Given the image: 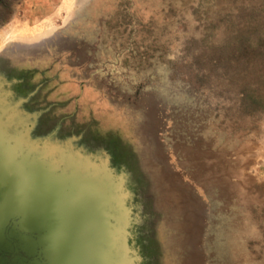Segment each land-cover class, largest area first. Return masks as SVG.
Segmentation results:
<instances>
[{
    "label": "rangeland",
    "instance_id": "rangeland-1",
    "mask_svg": "<svg viewBox=\"0 0 264 264\" xmlns=\"http://www.w3.org/2000/svg\"><path fill=\"white\" fill-rule=\"evenodd\" d=\"M252 31L264 0H23L0 29V208L65 254L117 228L93 247L110 264H264Z\"/></svg>",
    "mask_w": 264,
    "mask_h": 264
},
{
    "label": "water",
    "instance_id": "water-1",
    "mask_svg": "<svg viewBox=\"0 0 264 264\" xmlns=\"http://www.w3.org/2000/svg\"><path fill=\"white\" fill-rule=\"evenodd\" d=\"M4 86L5 82L0 84V88ZM6 112V110L0 109V129L4 126ZM1 150L2 148L0 147ZM16 178L18 176L14 173L8 174L4 180L0 176L1 185H5L2 192L6 191V189L12 190L14 186L13 180ZM39 189L40 187L33 191L34 197ZM23 194L21 199L29 200L31 197V193ZM9 207L5 208L3 206L0 208V264H105L104 254L96 253V249H93V247L100 248L98 241L96 239L93 240L97 233L95 229L87 231L88 239H85L84 243L81 244V248L84 247L86 251L82 253L81 249L74 248L76 244L71 245V243H68L69 246H67L68 254L61 252L60 248L65 244L64 240L60 241V243L58 242L57 246L53 245L52 251H50L48 250L49 242H47L48 235L46 233L53 231L52 225L50 224L45 229H35L32 226V222L25 219L24 211L21 207ZM38 220L40 219L38 218ZM90 233L91 236L89 237ZM97 238H99V235ZM79 245L77 244V246ZM89 249L90 251H88ZM74 254H77L75 259H69ZM83 255L86 257L81 258Z\"/></svg>",
    "mask_w": 264,
    "mask_h": 264
},
{
    "label": "trees",
    "instance_id": "trees-1",
    "mask_svg": "<svg viewBox=\"0 0 264 264\" xmlns=\"http://www.w3.org/2000/svg\"><path fill=\"white\" fill-rule=\"evenodd\" d=\"M22 1L0 0V29L12 20ZM245 44V76H250L252 79L249 87H258L264 90V34L252 31L246 38ZM257 59L261 60V67L255 69ZM251 75H255L254 79ZM6 85L7 83H5ZM261 111L264 112V108Z\"/></svg>",
    "mask_w": 264,
    "mask_h": 264
},
{
    "label": "bare ground",
    "instance_id": "bare-ground-1",
    "mask_svg": "<svg viewBox=\"0 0 264 264\" xmlns=\"http://www.w3.org/2000/svg\"><path fill=\"white\" fill-rule=\"evenodd\" d=\"M3 48V47H2ZM2 48L0 49V50H2ZM151 111V110H150ZM142 131V130H141ZM145 132V131H144ZM142 134H144V133H142ZM144 135H146V134H144ZM143 135V136H144ZM146 137H144V139H145ZM150 139V138H149ZM144 142H145V140H144ZM151 145V144H150ZM149 145V146H150ZM189 147V146H188ZM190 148V147H189ZM149 151H151V150H149ZM161 151V150H160ZM155 152V151H154ZM157 152V151H156ZM152 155V154H151ZM152 157V156H151ZM182 157V156H181ZM152 159H154V158H152ZM163 160V159H162ZM144 162H146V161H144ZM186 162V161H185ZM190 162V161H189ZM157 166V168L159 167L158 165H156ZM151 167H152V164H151ZM166 167V166H165ZM164 168V167H163ZM168 168V167H167ZM166 168V169H167ZM36 170H38V171H40L38 168L36 169ZM149 170V169H148ZM198 173H199V171H197ZM145 173H147V172H145ZM150 173V172H149ZM73 174H75V175H77V176H80V175H82L83 173L82 172H79V171H75ZM161 175V174H160ZM164 175V174H163ZM199 175V174H198ZM83 177L85 176L84 174L82 175ZM81 177V176H80ZM146 176H144V178H145ZM152 178H153V176H152ZM164 178V177H163ZM172 178V177H171ZM94 179H98V178H94ZM162 179V178H161ZM146 180V179H145ZM103 180L102 179H98L97 181H96V187H94L95 188V190H97V191H95L98 195H99V191H100V193L101 194H103V192L106 190V187L104 186V182H102ZM164 181H165V179H164ZM161 182H163V181H161ZM170 184V183H169ZM156 186V185H155ZM165 187V186H164ZM167 188V187H166ZM155 189V188H154ZM158 190V189H157ZM166 190V189H165ZM164 190V191H165ZM161 191V190H160ZM182 191V190H181ZM171 194V193H170ZM175 194H176V192H175ZM103 195H105V194H103ZM188 195V194H187ZM173 195H171V197H172ZM104 197V196H103ZM178 197V196H177ZM180 197V196H179ZM142 198H143V196H142ZM154 198V197H153ZM173 198V197H172ZM145 199V198H144ZM161 199H163V198H161ZM160 199V200H161ZM182 199V198H181ZM159 200V201H160ZM164 200V199H163ZM172 200H174V199H172ZM109 201V200H108ZM110 202V201H109ZM151 202V201H150ZM169 202V201H168ZM179 202V201H178ZM191 202V201H190ZM155 203V202H154ZM160 203V202H159ZM173 203H175V202H173ZM164 204V203H163ZM162 205V204H161ZM169 205V204H168ZM107 207V206H106ZM156 207V206H155ZM161 207V206H160ZM178 209V208H177ZM156 211V210H155ZM175 211H177V210H175ZM174 211V212H175ZM158 212V211H157ZM169 213V212H168ZM178 213V212H177ZM113 214V213H112ZM111 214V215H112ZM156 214V213H155ZM165 214V213H164ZM180 214V213H179ZM178 214V215H179ZM157 216V215H156ZM155 216V217H156ZM159 217V216H158ZM182 217V216H181ZM157 218V217H156ZM158 219V218H157ZM161 219V218H160ZM189 220V219H188ZM187 220V221H188ZM185 222V221H184ZM189 222V221H188ZM192 223V222H191ZM178 224H179V222H178ZM183 224V223H182ZM185 224V223H184ZM187 225V224H186ZM189 225V224H188ZM182 226V225H181ZM177 227V226H176ZM186 227V226H185ZM191 227V226H190ZM106 228V230H105V232L108 230V235L106 236V237H100V238H97V236L99 235V232H97L96 233V236H94L93 237V240L94 239H96L97 241H98V246L100 247V248H103V249H108L109 247H110V245H111V242H112V239H114L115 238V234H117L118 233V229L117 228H115L114 229V231H111V230H109L107 227H104V229ZM183 228V227H182ZM181 229V228H180ZM93 230V228L91 229V231ZM181 231V230H180ZM189 232V231H188ZM90 235H91V233H90ZM189 235V234H188ZM170 238V237H169ZM179 238H180V235H179ZM178 238V239H179ZM91 244H92V240H91ZM219 244V243H218ZM170 247H171V245H169ZM195 248V247H194ZM177 250V249H176ZM208 250V249H207ZM220 250V249H219ZM191 252V251H190ZM211 254V253H210ZM198 255V254H197ZM123 258V257H122ZM224 260V259H223ZM222 262H224V261H222ZM104 263L105 264H110V261H109V258H108V255H106V253H104Z\"/></svg>",
    "mask_w": 264,
    "mask_h": 264
},
{
    "label": "crops",
    "instance_id": "crops-1",
    "mask_svg": "<svg viewBox=\"0 0 264 264\" xmlns=\"http://www.w3.org/2000/svg\"><path fill=\"white\" fill-rule=\"evenodd\" d=\"M62 6H64V4H63ZM63 9H65V7H63ZM10 41H12V40H10ZM2 52H3V49H2V50H0V53H2Z\"/></svg>",
    "mask_w": 264,
    "mask_h": 264
},
{
    "label": "flooded vegetation",
    "instance_id": "flooded-vegetation-1",
    "mask_svg": "<svg viewBox=\"0 0 264 264\" xmlns=\"http://www.w3.org/2000/svg\"><path fill=\"white\" fill-rule=\"evenodd\" d=\"M3 47H4V46H3ZM82 175H83V174H82ZM82 175H80V176L83 177ZM80 176H79V177H80ZM122 259H123V258H122ZM121 261H122V260H121ZM122 262H123V261H122ZM123 263H125V262H123Z\"/></svg>",
    "mask_w": 264,
    "mask_h": 264
}]
</instances>
